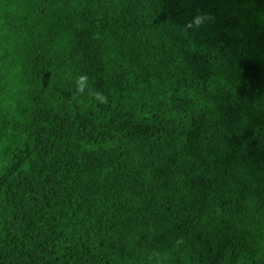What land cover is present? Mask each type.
I'll use <instances>...</instances> for the list:
<instances>
[{
    "label": "trees",
    "instance_id": "obj_1",
    "mask_svg": "<svg viewBox=\"0 0 264 264\" xmlns=\"http://www.w3.org/2000/svg\"><path fill=\"white\" fill-rule=\"evenodd\" d=\"M154 262L264 264V0H0V264Z\"/></svg>",
    "mask_w": 264,
    "mask_h": 264
},
{
    "label": "clouds",
    "instance_id": "obj_2",
    "mask_svg": "<svg viewBox=\"0 0 264 264\" xmlns=\"http://www.w3.org/2000/svg\"><path fill=\"white\" fill-rule=\"evenodd\" d=\"M213 17L208 14H197L188 24L185 25L186 29H199L203 27L206 23L211 21ZM75 91L79 96L91 97L93 101L97 103H107V97L93 89L89 82V78L86 74L77 75L75 78ZM155 264V262H154Z\"/></svg>",
    "mask_w": 264,
    "mask_h": 264
}]
</instances>
